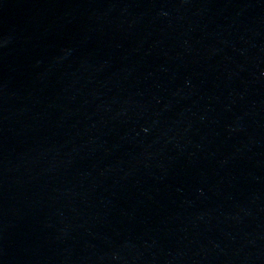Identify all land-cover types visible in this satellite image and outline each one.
<instances>
[{"label": "water", "instance_id": "obj_1", "mask_svg": "<svg viewBox=\"0 0 264 264\" xmlns=\"http://www.w3.org/2000/svg\"><path fill=\"white\" fill-rule=\"evenodd\" d=\"M0 264H264V0H0Z\"/></svg>", "mask_w": 264, "mask_h": 264}]
</instances>
